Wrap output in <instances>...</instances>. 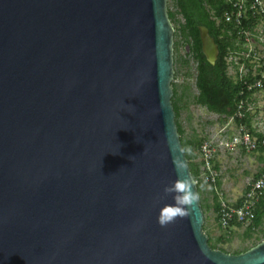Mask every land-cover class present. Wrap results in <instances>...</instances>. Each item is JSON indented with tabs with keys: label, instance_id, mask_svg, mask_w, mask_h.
<instances>
[{
	"label": "water",
	"instance_id": "water-1",
	"mask_svg": "<svg viewBox=\"0 0 264 264\" xmlns=\"http://www.w3.org/2000/svg\"><path fill=\"white\" fill-rule=\"evenodd\" d=\"M174 34L168 0H0V264H264V240L209 245L172 103ZM177 155L199 198L161 226Z\"/></svg>",
	"mask_w": 264,
	"mask_h": 264
},
{
	"label": "rangeland",
	"instance_id": "rangeland-1",
	"mask_svg": "<svg viewBox=\"0 0 264 264\" xmlns=\"http://www.w3.org/2000/svg\"><path fill=\"white\" fill-rule=\"evenodd\" d=\"M168 11L175 14L174 28L178 29L174 38V71L177 95L175 100L180 109L179 122L183 129L185 141L194 142L192 148L195 159L199 164L200 178L203 180L204 188L201 194L202 201L208 209L205 214V231L212 239V243L227 251L229 254L241 251L261 242L264 238V227L257 230L251 238H245L246 226L242 225L231 231L219 224L218 214L213 209V196L211 184L203 177L200 148L198 142L209 141L215 149V165L217 166L218 182L220 186L214 191L220 203L222 201L229 205H235L242 199L249 184L257 179L264 168V154L261 151H249L241 145L234 148L227 146L235 136H239L240 126L228 119L223 122L219 115L212 113L207 108L197 105L195 97L199 91L196 86L197 62L191 54L190 47L184 44V37L179 32L183 18L180 15L175 0H168ZM254 51L264 57V18L262 19L254 35V42L250 45ZM234 60V59H233ZM187 61V64H184ZM255 67V66H254ZM229 75L235 78V69L231 67ZM251 116V128L259 133L264 132V87L251 98L249 104ZM200 199V200H201ZM224 236V242H218Z\"/></svg>",
	"mask_w": 264,
	"mask_h": 264
},
{
	"label": "trees",
	"instance_id": "trees-1",
	"mask_svg": "<svg viewBox=\"0 0 264 264\" xmlns=\"http://www.w3.org/2000/svg\"><path fill=\"white\" fill-rule=\"evenodd\" d=\"M175 4L180 15L183 18V23L179 28V32L184 37V44H186L191 49V54L197 62V79L196 86L199 91L198 95L195 97V103L202 107L207 108L208 111L215 113L221 117L223 122L228 119H232L237 126H245L249 131L256 136L260 141L264 140V132L259 133L253 128H251V116L249 113V104L251 98L255 93L258 92L257 89L249 91L244 83V81L236 80L229 75V58L233 52L240 51L244 44L245 39L242 36L241 39L238 37V31L243 30H254L257 25L261 23L262 18H250V21H244L241 28H236L231 22H227L225 19V13L232 10V6L228 0H175ZM169 17L172 23H175V14L169 11ZM206 27L209 30L211 37L215 40L219 48V56L215 64H211L204 55L202 51V43L200 39L199 27ZM175 29L174 38L178 29ZM176 45V42L175 44ZM248 64V60L246 61ZM184 64H187L185 61ZM264 71V66L259 69V74L256 77L248 76L245 81L252 83L257 79L261 78V72ZM264 83V79H263ZM173 87V98L172 103L176 113V123L178 126V131L181 137V142L189 161V166L194 179L197 181L198 193L201 199V194L203 192L204 183L200 179V168L199 164L194 162L195 156L192 148L196 143L185 141L183 138V129L179 122L180 109L175 100L177 95L176 85L172 82ZM241 103L244 104L243 118H239L238 112L240 111ZM202 142L197 143V147L200 148ZM258 150L264 154V145H259ZM257 150V151H258ZM217 170V166L215 165ZM264 172V168L262 173ZM259 176H257L258 178ZM220 186V182L216 185L211 186V190L214 193L213 199V209L219 214L221 203L218 196L214 192L217 187ZM242 199L237 201L235 206H240ZM201 205L206 214L208 207L201 199ZM242 226L239 223L233 222L227 229L231 231L235 227ZM264 227V198H261L259 203L255 208V218L253 222L246 227L244 233L245 238H251L252 235ZM205 232V226L203 227ZM206 233V232H205ZM208 235V233H206ZM226 239L221 236L218 242H224ZM264 238H261V242ZM260 242V243H261ZM256 242L253 246L243 249L241 251L234 252L233 254H241L249 249L258 245ZM209 245L215 250H221L228 253L224 249H220L212 243V239L209 237Z\"/></svg>",
	"mask_w": 264,
	"mask_h": 264
},
{
	"label": "built area",
	"instance_id": "built-area-1",
	"mask_svg": "<svg viewBox=\"0 0 264 264\" xmlns=\"http://www.w3.org/2000/svg\"><path fill=\"white\" fill-rule=\"evenodd\" d=\"M228 1L232 6V10L225 13V19L227 22L233 23L236 28H241L244 21H250V18H264V0ZM259 25L252 31L243 29L238 31L239 39L243 36L245 44L240 51L233 52L229 58V70H231V67L235 69V79L244 81L249 91L254 89L260 90L264 87V71L261 72L260 79L252 83L245 81V78L248 76L256 77L259 74V69L264 66V57H261L250 46L254 42V35ZM243 106L244 104L241 103L240 111L237 115L239 118H243L244 116L242 111ZM237 145H241L249 151H257L259 145H264V140L260 141L248 128L240 126L239 136H235L230 143H227V146L230 148H234ZM200 155L202 172L205 174L203 178L211 185H216L218 172L215 168V149L212 143L203 141L200 146ZM261 198H264V172L249 184L242 197L240 206L229 205L224 201L221 202L218 214L219 224L225 229L233 222L245 225L246 227L249 226L255 218V208Z\"/></svg>",
	"mask_w": 264,
	"mask_h": 264
},
{
	"label": "clouds",
	"instance_id": "clouds-1",
	"mask_svg": "<svg viewBox=\"0 0 264 264\" xmlns=\"http://www.w3.org/2000/svg\"><path fill=\"white\" fill-rule=\"evenodd\" d=\"M174 164L179 177L170 185H167L164 189L166 193H175L174 203L165 204L160 209V215L158 217L161 226H167L168 223L175 220L177 216L186 214V207L193 205L199 198L198 193L193 191V181L183 175L186 168L184 160L177 155L174 158Z\"/></svg>",
	"mask_w": 264,
	"mask_h": 264
},
{
	"label": "crops",
	"instance_id": "crops-1",
	"mask_svg": "<svg viewBox=\"0 0 264 264\" xmlns=\"http://www.w3.org/2000/svg\"><path fill=\"white\" fill-rule=\"evenodd\" d=\"M255 95H256V93H255L253 96H255ZM234 229H237V227H235ZM234 229H233V230H234Z\"/></svg>",
	"mask_w": 264,
	"mask_h": 264
},
{
	"label": "flooded vegetation",
	"instance_id": "flooded-vegetation-1",
	"mask_svg": "<svg viewBox=\"0 0 264 264\" xmlns=\"http://www.w3.org/2000/svg\"><path fill=\"white\" fill-rule=\"evenodd\" d=\"M188 48H189V47L187 46V50H188Z\"/></svg>",
	"mask_w": 264,
	"mask_h": 264
}]
</instances>
